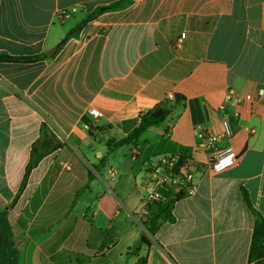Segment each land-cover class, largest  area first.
I'll return each mask as SVG.
<instances>
[{
  "label": "crops",
  "instance_id": "0c3cea01",
  "mask_svg": "<svg viewBox=\"0 0 264 264\" xmlns=\"http://www.w3.org/2000/svg\"><path fill=\"white\" fill-rule=\"evenodd\" d=\"M0 53L40 57L0 62L9 264H251L256 217L243 191L264 218V0H0ZM229 91L256 99L223 113ZM164 102L165 122L108 154L109 140ZM43 125L61 146L25 180ZM198 131L221 136L219 150L233 145L236 165L213 173L214 152ZM163 154L190 162L196 190L151 235L145 223L158 202L143 215L142 182ZM160 192L162 201L177 196Z\"/></svg>",
  "mask_w": 264,
  "mask_h": 264
},
{
  "label": "trees",
  "instance_id": "16d2710c",
  "mask_svg": "<svg viewBox=\"0 0 264 264\" xmlns=\"http://www.w3.org/2000/svg\"><path fill=\"white\" fill-rule=\"evenodd\" d=\"M78 28L73 29L67 34V36L62 40L60 45L64 44L70 35L75 32ZM43 57H47L46 54ZM40 58L36 57H13L6 54L0 53V62H31ZM181 96H177L175 101H182ZM171 107L168 106V103L164 102L156 106L153 110L144 112L140 114V121L137 127L126 137L120 140H109L107 143L108 154L113 151L120 149L125 145H129L137 141L150 127L165 122L169 115L171 114ZM61 145L59 143H54L52 135L47 132L46 127L43 125L41 128V136L36 140L32 146L31 150V159L26 168L25 180L31 173V171L39 164V162L51 151L56 150ZM182 197V194H178L175 199L161 201L156 204V213H153L145 223L147 231L154 235L160 226L164 222H173L175 217L172 214L174 201ZM243 197L247 206L250 208L252 213L256 217L253 239L249 254V262L251 264H264V218L259 212H257L249 199L248 193L243 191ZM151 208V207H150ZM10 229V224L7 217L6 211L0 210V264H9V261L6 260L7 254V245H8V232ZM141 243L144 245H149V240L146 234H143L141 237ZM136 264H147L145 258H140Z\"/></svg>",
  "mask_w": 264,
  "mask_h": 264
},
{
  "label": "built area",
  "instance_id": "2783aa9c",
  "mask_svg": "<svg viewBox=\"0 0 264 264\" xmlns=\"http://www.w3.org/2000/svg\"><path fill=\"white\" fill-rule=\"evenodd\" d=\"M75 11V8L71 11L61 10L58 15L62 19H68ZM184 38L185 34L182 33L175 43L177 49L182 48V41ZM174 99V94L168 96L169 101H173ZM255 99V97L250 95L241 96L229 91L225 97V102L220 104L219 109L225 113L227 105L236 106L242 100L253 101ZM258 99L264 100V91L257 100ZM91 114L98 116L99 111L92 108ZM222 127L223 136L231 138L233 136V128L228 117L222 119ZM196 134L199 138L206 141L208 147L214 152V157L210 164L213 173H222L236 165L239 156L233 145L228 144L224 149L219 150L217 144L220 141L221 136L199 131L196 132ZM149 168L151 169L146 172L145 179L142 182V184H146L145 193L141 201V208L144 216L149 214L151 204L163 200V196L160 192L163 188L174 190L177 195L182 194V196H191L194 194L196 190L194 170L191 168V164L187 159H183L176 155L163 154L158 156L156 160L149 165Z\"/></svg>",
  "mask_w": 264,
  "mask_h": 264
},
{
  "label": "rangeland",
  "instance_id": "374dc122",
  "mask_svg": "<svg viewBox=\"0 0 264 264\" xmlns=\"http://www.w3.org/2000/svg\"><path fill=\"white\" fill-rule=\"evenodd\" d=\"M78 19H79V17H77ZM74 22H75V20H69V21H67V29H69V27L71 26V25H73L74 24Z\"/></svg>",
  "mask_w": 264,
  "mask_h": 264
},
{
  "label": "water",
  "instance_id": "95a60500",
  "mask_svg": "<svg viewBox=\"0 0 264 264\" xmlns=\"http://www.w3.org/2000/svg\"><path fill=\"white\" fill-rule=\"evenodd\" d=\"M55 50H56V48H55L53 51L50 50V51H52V52H47V54L51 56Z\"/></svg>",
  "mask_w": 264,
  "mask_h": 264
}]
</instances>
